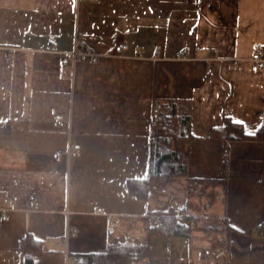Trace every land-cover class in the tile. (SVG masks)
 <instances>
[{
	"label": "crops",
	"instance_id": "0c3cea01",
	"mask_svg": "<svg viewBox=\"0 0 264 264\" xmlns=\"http://www.w3.org/2000/svg\"><path fill=\"white\" fill-rule=\"evenodd\" d=\"M80 39L104 55L64 65ZM259 42L264 0H0V264L145 241L144 218L170 207L191 231L149 237L148 264H264V140L214 134L227 116L263 123ZM165 98L192 102L188 170L136 192Z\"/></svg>",
	"mask_w": 264,
	"mask_h": 264
},
{
	"label": "trees",
	"instance_id": "16d2710c",
	"mask_svg": "<svg viewBox=\"0 0 264 264\" xmlns=\"http://www.w3.org/2000/svg\"><path fill=\"white\" fill-rule=\"evenodd\" d=\"M158 108L152 121L151 166L146 178L131 183L132 190L144 193L149 188H160L169 177L185 174L188 170L189 144L193 139L191 128L192 102L190 99L165 98L157 101ZM220 138L231 140H264V120L253 135L246 132L244 124L227 116L225 124L214 129ZM178 215L175 208L156 211L145 219L147 239H126L124 235L113 239L105 252L80 255L81 264H148L151 236L188 235L189 220ZM135 222H132V224ZM44 254L26 251V264H33L37 256Z\"/></svg>",
	"mask_w": 264,
	"mask_h": 264
},
{
	"label": "built area",
	"instance_id": "2783aa9c",
	"mask_svg": "<svg viewBox=\"0 0 264 264\" xmlns=\"http://www.w3.org/2000/svg\"><path fill=\"white\" fill-rule=\"evenodd\" d=\"M79 1H86V0H79ZM129 48L128 43L126 42H119L116 46H115V52L116 54H124L127 49ZM104 55L103 52H97V51H93L89 48H87L84 44V42L80 39L76 42L75 48L70 51L68 53V56L65 57L62 61L63 64L66 65L68 63L73 64L74 66L77 65V63L80 61V59L82 57H86V56H90L91 59L93 61H97L99 59L100 56ZM228 60L234 62L235 64H239L240 59L239 58H235V57H230L228 58ZM250 60L252 61L253 65H252V69L255 72L258 71H263L264 70V42H259L256 44L254 51L250 57ZM56 118L57 119H63V115L61 114H56ZM80 149V145L79 144H72V146L69 148V150L67 151V155L71 156V155H76L78 153ZM64 153L61 151H57L53 153V158L56 161H60L63 157ZM33 202H36L37 197L36 196H32L31 197ZM178 215H181L180 213H178ZM0 220L2 222L4 221H8L10 220V215L8 213H3L1 215ZM182 221H185V218H182ZM116 222L111 221V226L110 228L113 230L115 228ZM74 264H81L82 262V258L80 255H74L72 256V260H71Z\"/></svg>",
	"mask_w": 264,
	"mask_h": 264
},
{
	"label": "snow or ice",
	"instance_id": "6c2138e0",
	"mask_svg": "<svg viewBox=\"0 0 264 264\" xmlns=\"http://www.w3.org/2000/svg\"><path fill=\"white\" fill-rule=\"evenodd\" d=\"M249 135H253L254 133H248Z\"/></svg>",
	"mask_w": 264,
	"mask_h": 264
}]
</instances>
